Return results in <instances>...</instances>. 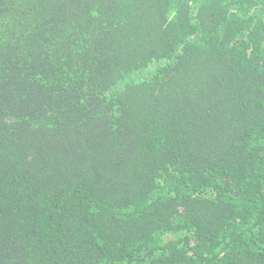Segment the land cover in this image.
<instances>
[{
    "label": "trees",
    "instance_id": "trees-1",
    "mask_svg": "<svg viewBox=\"0 0 264 264\" xmlns=\"http://www.w3.org/2000/svg\"><path fill=\"white\" fill-rule=\"evenodd\" d=\"M0 264H264V0H0Z\"/></svg>",
    "mask_w": 264,
    "mask_h": 264
}]
</instances>
